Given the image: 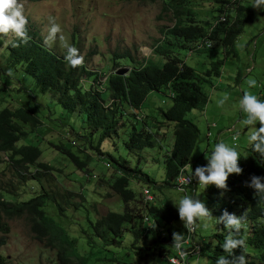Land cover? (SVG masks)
Masks as SVG:
<instances>
[{"label":"rangeland","instance_id":"1","mask_svg":"<svg viewBox=\"0 0 264 264\" xmlns=\"http://www.w3.org/2000/svg\"><path fill=\"white\" fill-rule=\"evenodd\" d=\"M164 1L42 0L22 2L24 3V15L28 20L27 26L39 33L46 47L59 56L67 54L68 46L76 47L84 58L83 65L98 72L103 81L107 80L109 74L114 71L116 60L121 64L119 68L124 66L132 68L127 65L123 57L115 59L117 53L122 55L130 52L137 59L151 58L160 65L166 58L162 54L177 55L184 63L200 72L211 67V62L223 59L224 63L220 68L219 76H212L209 83L203 84V90L208 96L206 105L203 109H192L185 116L199 129L191 153V162L195 167L207 166L208 162L205 158L211 156L219 142L234 147L238 154H244L250 145L249 136L256 128L258 129L260 123L257 122L255 126H245L244 120L247 114L240 109V100L245 91L264 100V10L254 9L251 6L254 0H240V3L254 9L256 17L253 22L246 25L244 32L238 37L235 45L236 54L231 53L226 56L225 49L218 40H215V43L211 40L213 46L206 51H198L194 46L196 42L187 43L185 47L192 46L190 52L188 48L178 47L176 44L178 40L168 38L166 33H162V29L172 28L176 21L171 9H163ZM225 4V0H188V7L196 13L194 19L201 20V24L205 27H208L210 22L215 24L218 17L223 14L219 13L218 9ZM52 23L59 25L60 31L54 37H49ZM12 38H14L12 35L6 36V44ZM6 44L0 47V88L6 92L0 93V110L5 107L17 108L25 105L38 116L42 122L40 128L31 133L28 138L19 141L17 146L38 147L41 151L38 161L53 168L48 176L41 177L38 182L31 180L29 173H26L27 179L23 181L19 177L20 173L11 163H8V156L0 153V191L12 196L11 201H28L39 195L43 187L44 191L53 198L49 207L45 205L43 210L48 211L49 216L73 234L69 235L80 236L81 238H77V244L84 245L87 234L82 236L84 234L81 231L86 229L90 231L89 221H95L109 212H122L124 207L120 197L111 189V184L114 182V169L105 167L111 157L115 160L125 159L128 165L133 168L138 167L142 173L153 179L160 186L154 189L151 187L155 197H158V204L166 202L178 205L185 195L206 202L205 189L200 183H197L194 195L188 189L181 192L177 188L164 185V166L173 143L172 124L158 123L162 121L159 111L170 105L165 88L160 91H151L146 96L141 108L137 111V117L141 120H138L137 124L134 122V125L139 128L142 120H146L148 129L145 128L153 133L156 139L155 146L142 150H130L124 145L131 129L130 124L134 120L130 115L131 111L125 106L126 114L122 115V119L120 118V127L116 135L104 139L99 145V151L103 155L101 157L93 149L98 146L99 131L91 132L82 113L65 111L53 92L40 93L33 77L26 74L21 67L13 70L9 66ZM157 47H161L166 53H158ZM9 70L12 72L11 76L7 74ZM252 79H255L257 83L255 87L249 88L248 81ZM83 80L84 87L89 89L92 79L84 78ZM18 88L21 90L18 91ZM104 97L109 103V93H104ZM225 97L227 99L221 105L220 101ZM132 112L136 113L133 109ZM154 125H159L157 130ZM228 128L231 130L234 128V133L227 130ZM233 135L237 137L235 143L232 140ZM88 138L90 142L86 141ZM72 142L75 143L74 146L71 145ZM88 143H91L93 148ZM57 146L78 154L80 158L85 155L89 156L91 160L86 167L88 175L78 170L62 154L64 151H57L55 149ZM33 171V168L28 170L30 173ZM143 186L145 182H138L136 177L130 178L129 188L137 198ZM58 206L62 208L61 213L58 212ZM222 209L223 203L217 204L214 208L210 207L212 216L219 218ZM8 224L9 233L4 237L5 244L0 247V258L5 264L56 263V250L47 248L38 242L25 219H13ZM173 224L177 229L186 230L181 220L174 221ZM216 226L215 219L198 220L194 229L193 241L201 248L202 253L190 255L189 264H211L209 254L214 246L212 234ZM162 231H166V227ZM161 235L159 239H152L148 236L144 246H141V242L136 243L135 245L141 248L140 256H137L128 251L134 238L133 234L126 231L123 233L121 248L110 247L103 252L102 247L94 245L96 246L93 252L94 257L98 260L106 258V261H90L89 263L160 264L157 251L162 250L164 255L169 252L174 253L173 240H167L165 232ZM188 237L192 239V236ZM77 253L85 257L86 247L77 248ZM114 257L116 261H110Z\"/></svg>","mask_w":264,"mask_h":264},{"label":"trees","instance_id":"2","mask_svg":"<svg viewBox=\"0 0 264 264\" xmlns=\"http://www.w3.org/2000/svg\"><path fill=\"white\" fill-rule=\"evenodd\" d=\"M22 1L40 2L42 0ZM225 3L218 9V12L223 14H220L221 16L218 17L215 24L210 22L208 27H205L201 24V20L194 19L196 13L188 7V0H165L163 9H171L176 21L172 28L162 29V33H166L168 38L178 40L176 44L181 48H188L185 47L187 43L208 41L210 46L197 49L206 51L212 48L213 40L214 43L215 40H218L225 49L226 56L231 53L236 54V41L244 32L246 25L255 20L256 14L251 6L240 3V0H225ZM27 29L30 40L26 44L21 43L15 37L6 44V36L0 35V47H4L6 44L5 48L9 53V66L13 70H18L21 67L26 74L33 77L40 93L53 92L65 111L80 112L84 115L91 132L99 131L98 146L93 148L92 144L88 143L98 153V156L103 157L99 151L100 143L104 139L116 135L121 117L126 114L125 106L131 111L130 115L134 120L130 124L131 129L124 145L130 150H142L155 146L156 139L153 133L147 130L146 120L142 118L139 128L134 125V122L137 124L139 119L137 118L138 113L132 112V109L138 111L151 91H160L165 88L170 105L159 111L162 121L158 123L172 124L173 143L164 166V185L176 188L175 179L188 163L191 164L193 172L195 171L196 167L191 162V153L199 129L185 116L192 109L204 108L208 96L203 90V84L209 83L212 76H219L220 68L224 63L223 59L211 62V67L200 72L184 63L177 55L162 54L166 51L161 47H157V52H162L161 54L166 56L162 65L151 58L137 59L130 52H125L122 55L117 53L115 59L121 57L126 59L127 65L132 67L131 71L123 76L115 74L114 71L121 65L116 60L114 71L109 74L107 80L103 81L98 72L92 71L84 65L71 67L65 59L67 54L59 56L42 43V38L37 31L29 26ZM13 44L19 46L14 47ZM188 49L191 52L192 46ZM1 68L3 69V67ZM84 78L92 79L89 89L84 87ZM4 91L0 88V93H6ZM106 92L109 93V103L104 97ZM170 93L173 95L170 96ZM141 115L144 117L143 114ZM41 125L42 122L38 116L25 105L17 108L5 107L0 110V153L8 156V163H11L20 173L19 177L23 181L27 179L26 173H29L31 180L38 182L41 177L48 176L53 171L51 166L38 161L41 155L38 147L17 146L19 141L28 138ZM158 126L154 125V128L157 130ZM86 141L90 142L89 138ZM71 145L74 146L75 143L72 142ZM55 149L64 151L62 154L78 170L88 175L86 167L91 160L89 156L85 155L80 158L78 154L65 150L61 146H57ZM239 156L238 166L243 170L241 174L229 175L226 181L228 191H222L215 185L206 187L204 190L205 204L210 209V207L214 208L217 204L223 203L221 214L227 210L230 214L240 215L243 213L246 216L247 226L241 230L238 237L246 240V246L243 249L234 250V255L238 256L242 251L247 264H264V192H255L248 186L252 176L264 178V156L254 152L251 144L245 153L239 154ZM119 160L110 157L105 167L114 169V182L111 184V189L123 202V210L122 212H109L95 221H89L91 232L88 229L81 231L84 234L82 236L87 234L84 245L77 244V238H81L80 236L69 235L72 233H69L67 229L49 216L48 211L43 210L45 205L49 207L53 198L42 187L39 195L24 202L11 201L12 196L5 195L0 191V247L5 244L4 237L9 233L8 222L23 218L29 224L30 230L38 242L47 248L56 250L55 264H90V261H106V258L98 260L94 257L93 252L96 248L94 245L102 247L103 252H106L110 247L121 248L123 233L126 231L133 234L134 238L128 251L137 256H140L141 248L135 245L136 243L141 242V246H144L148 236H151L152 239H159L164 232L165 235L167 234V240H172L173 232L180 233L183 236L182 241L188 238L187 243L184 244L188 258L190 255H200L202 250L193 241L194 230L182 231L173 224L174 221L180 220L176 207L166 202L158 204V197H155L153 189L160 188V186L148 175L142 173L138 167H131L125 159ZM30 168L34 169L33 173L28 172ZM189 174L191 175V170ZM131 177H136L138 182H145L138 198L129 188ZM197 183L194 178V185L188 188L192 195L196 192ZM261 183H264V179L261 180ZM144 187H147L152 193V202L145 203L143 201L142 188ZM58 212H62L60 206H58ZM146 216L148 222L144 223ZM165 227L166 231H162ZM228 231L222 223H217L216 230L212 234L214 246L209 254L211 264H215L218 257L228 255L222 250ZM187 234L192 236L191 240ZM97 241L101 243L98 244ZM82 247H86L87 255L85 257L79 256L77 253V248ZM163 253L162 250H159L156 252L158 255L156 256L160 264H167L168 258L175 254V248L174 253L169 252L166 255ZM188 258L185 264H189ZM110 261H116L115 257ZM0 264H5L2 258H0Z\"/></svg>","mask_w":264,"mask_h":264},{"label":"clouds","instance_id":"3","mask_svg":"<svg viewBox=\"0 0 264 264\" xmlns=\"http://www.w3.org/2000/svg\"><path fill=\"white\" fill-rule=\"evenodd\" d=\"M254 9L264 10V0H254L251 5ZM51 22V21H50ZM28 20L24 15V3L22 0H0V35H12L21 43H27L30 40L27 29ZM60 31V26L52 23L49 37H54ZM14 47L19 46L13 44ZM66 61L73 68L83 66V56L79 54V50L74 46L67 47ZM12 75L11 70L7 73ZM256 80L248 81L249 88L256 86ZM227 97L220 101L223 105ZM240 109L247 114L244 120L245 126H255L257 122L260 127L249 136V143L252 145L254 152L264 156V100L258 99L255 94L245 91L240 100ZM137 112V110H135ZM207 160V166H197L193 172L192 166L188 163L187 168L191 170L192 177L204 186V189L209 185H215L222 191H228L226 181L230 174H241L243 171L238 166L240 156L234 147H229L224 142L216 144L214 151ZM264 179L258 176H252L249 187L253 188L255 192H264ZM184 191L183 187L179 189ZM174 205V204H173ZM178 211L179 218L184 225V228L192 231L195 229L198 220L211 221L216 220L217 223H222L228 229V235L225 237V242L222 245V250L226 252L227 256H220L216 259L215 264H247L245 255L241 251L240 255H234V250L243 249L246 246V240L238 238L242 229L247 226L246 216L242 213L236 215L224 210L219 218H214L210 209L205 202L198 198H192L185 195L178 205H174ZM207 226V225H205ZM173 245L181 248L183 236L178 232L172 234Z\"/></svg>","mask_w":264,"mask_h":264},{"label":"built area","instance_id":"4","mask_svg":"<svg viewBox=\"0 0 264 264\" xmlns=\"http://www.w3.org/2000/svg\"><path fill=\"white\" fill-rule=\"evenodd\" d=\"M194 46H196L197 49H199V48L204 47V46H210V44L208 43V41H205V42L197 41ZM169 95L172 96L173 94L170 93ZM139 120H141V119H139ZM227 130H231V129L228 128ZM233 131H234V128H232L231 133H234ZM236 139H237V137L233 135L232 136V140L235 141ZM187 165L188 164H186L181 169L179 175L175 179L176 188L180 189V187H183L184 188V192L191 185H194V177H192L191 180L189 179L191 177V175L189 174L190 170L187 168ZM142 197H143V201L145 203H149V202L153 201V195H152V193L150 192V190L147 187L142 188ZM147 222H148V217L146 216V217H144V223H147ZM187 239L182 241L180 249H177L174 246L175 254L168 258L167 264H185V263H187V258H188L187 254L188 253H187L186 249L184 248V244L187 243V241H188Z\"/></svg>","mask_w":264,"mask_h":264},{"label":"water","instance_id":"5","mask_svg":"<svg viewBox=\"0 0 264 264\" xmlns=\"http://www.w3.org/2000/svg\"><path fill=\"white\" fill-rule=\"evenodd\" d=\"M130 70L131 69L129 67L124 66V67H121V68L117 69L115 73L117 75L123 76V75H127L130 72Z\"/></svg>","mask_w":264,"mask_h":264}]
</instances>
